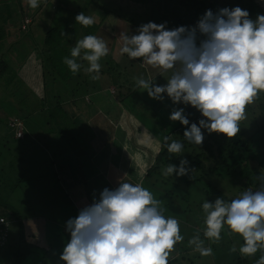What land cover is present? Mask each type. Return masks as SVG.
Here are the masks:
<instances>
[{
  "label": "clouds",
  "instance_id": "clouds-1",
  "mask_svg": "<svg viewBox=\"0 0 264 264\" xmlns=\"http://www.w3.org/2000/svg\"><path fill=\"white\" fill-rule=\"evenodd\" d=\"M35 9L40 0H26ZM75 24L88 27L93 18L79 12ZM119 52L129 60L144 65L171 70L163 85L155 78L135 77L138 89L150 99L163 101L165 96L173 105H187L202 117L190 123L184 107L173 108L168 119L187 126L183 139L200 145L202 129L208 133L233 138L245 119V108L264 92V14L249 17L239 6L223 7L215 13L207 9L194 25L167 28V22L149 21L136 29V34L120 33ZM109 49L105 40L96 35H85L62 58L73 74L82 68L77 58L87 62L83 68L89 78H99L101 58ZM163 94V95H162ZM168 153L179 154L183 144L165 136L161 143ZM188 161L180 159L177 165L163 168L164 177H181L190 171ZM261 187L246 189L238 197L213 202L204 200L203 237L193 235L188 240L192 250L201 256H211L212 248L204 240L217 242L222 229L238 235L239 248L231 246L229 253L261 255L255 264H264V176H259ZM162 201L141 184L118 182L93 193L90 204L80 208L75 217L64 224L68 239L63 243L58 260L60 264H168L174 246L182 242L180 226L173 216L163 215Z\"/></svg>",
  "mask_w": 264,
  "mask_h": 264
},
{
  "label": "trees",
  "instance_id": "trees-1",
  "mask_svg": "<svg viewBox=\"0 0 264 264\" xmlns=\"http://www.w3.org/2000/svg\"><path fill=\"white\" fill-rule=\"evenodd\" d=\"M62 1L63 0H40L39 5L43 2L42 6L40 5L41 11L43 12H39L40 7L38 6L36 10L37 12H31V15H27L32 18L25 29L26 42L24 43H26V54L28 53V50L29 54L23 58L24 61L20 64H23V66L25 64H31L33 70V74L31 75V85L33 84L37 87V91H32L26 83L22 82L20 78H17L16 70L18 67L17 65H14L13 59L10 62L11 65H8L4 56L0 58V77H2V84L4 83L2 88L3 92L6 93L5 95L7 97L14 96L17 100V106L14 105L11 108L12 112L18 115L19 119L24 117L26 120L24 122L26 128H23V132L25 134L23 139L13 138V127L11 128L7 125L9 132L12 133L14 143L20 145L24 141L27 143V141H29L28 132L32 131L31 134L33 136V134L36 133V128L39 127L33 119H35L36 116L42 115L47 119V122L52 121V124L55 126L58 122L57 125L59 126V132H57L56 137H60V135H62L61 133H64L65 131V134L67 132L69 133L68 135H64L60 138L58 147H62V145L66 146L67 139L68 143L72 145V149L75 151L79 145L82 147L88 143L90 134H88L89 132L87 133L88 135L81 134L85 133V130H82L81 132L79 130L77 132V125L79 122L78 117H72V115H76V113L70 112L67 107L69 103L79 104L81 100L84 102L83 98L86 96L85 93H89V100L92 101L94 96H98L97 92L100 90L104 91L103 86L106 85H102L100 87H95V85L91 86L89 79L85 78L84 80H81V74L79 71L73 74L69 71L67 66L62 63V58L69 56L71 45L75 44L74 40H79L89 34L100 37L99 32H101L102 28L105 27L115 31V26L118 20L124 22L129 27H135L134 22L137 15H140L143 18H148L149 21H153L154 18L156 19L155 15L157 16L158 13L161 14L163 12L164 15H159V17L161 21L164 22L166 19L171 17L172 11H174L177 7L179 14L182 8H184L185 11L190 10L191 7L196 10L195 4H198L200 7H204L205 3L203 0H82V3L80 4L83 5L82 8H80V6L77 8H70V6H63V4L59 3ZM238 1L240 2V8L242 10L246 9L250 18L257 16L261 10L255 3V0ZM47 6H51L55 9L51 14L46 12L47 15H45V9L47 10ZM140 11L142 12L139 13ZM79 12H83L86 16H91L97 12V19H94L93 24L88 27L81 26L78 23L75 24L74 17ZM195 13L196 12H193L189 15L190 18H188L187 13L183 16H179L177 14L174 22L177 25H194L195 23H193L192 18L196 16ZM183 18H187L188 20L184 21ZM3 20L7 19L4 18ZM4 23L5 22L3 21L1 26H3ZM19 30L22 32L20 27ZM2 31L3 28L1 29L0 27V36ZM38 35L41 36L39 39L41 40L40 42L38 40ZM23 41L24 40H21L19 43L23 44ZM38 49L42 50V54L39 53ZM120 61H122L120 58H112L109 56V59L104 62L106 70L100 71V74L109 78V75H114L115 71L123 70V72H125L126 70L122 67V62ZM77 62L82 64L81 69H83L86 62L79 60V58H77ZM37 63L39 64L37 66L38 68L35 66ZM130 64L126 66V68L129 67L130 69L128 70L131 71L132 75H135L134 68L137 64ZM40 68L41 72L39 70ZM141 75L146 78L143 70H141ZM108 78L106 79L108 80ZM80 81L81 83H79ZM87 86L88 88H86ZM107 87H109V85H107L106 88ZM24 88H26V92L24 91ZM121 88L126 91L124 95L122 94L120 103L123 104L124 100H129V102L125 103L132 105L131 107L134 108V111L130 112L127 111L125 106V111L129 114V117L133 116L135 119L140 120V115H149L147 118L149 124L144 123V130L146 131H144L141 135V139L143 140L141 141V144H143L144 139H148V146H150V149H148L149 151H147L148 155H146L145 159L140 163H137L138 158H125L126 155L122 158L121 163L123 169H126L127 182L132 181V184L140 183L141 186L148 189L155 198L159 197V199H162L163 197L168 200L167 204H172L174 199H178L181 202L180 206L183 207L186 215L190 212L191 197L195 200L196 197H200L197 196L198 194H196V190L200 187L199 185H201L203 181L207 185L204 183L202 185H205L208 189L214 190H216L217 187L214 184L218 181V179L228 181L235 184L234 187L236 189L234 188V191H240V193H242V190L245 191L249 188L257 190L261 187V182L258 177L264 176V92L258 94L252 103L254 104L253 106L252 104L246 106L245 113L251 114L249 122L244 120L239 122L240 130L235 137L229 139L223 134L215 132L208 133L202 129L204 139L202 143L197 146L183 139V131L187 126L180 125L178 121H170L168 119L169 113L164 109L167 108L166 105L163 103H153V107L157 106L156 108L151 109L152 107L148 106L147 110L150 111H144L143 109H146V106H143L142 108L137 106L140 104L138 98L140 89H138L136 85L135 89L132 91L130 88L125 89L126 87L122 85ZM76 91L79 92L76 93ZM134 94L135 97H132ZM130 97H132V100ZM98 98H100V96H98ZM108 103L112 105L116 102L112 100ZM80 106L84 109V106ZM176 107H184V113L190 123H195L202 118L199 112L190 106L181 105ZM163 110L166 112H163ZM57 119L58 121H56ZM72 119L75 127L74 132H76L77 135L75 133H70ZM30 122L31 124H28ZM34 123L35 129L33 130L32 125ZM122 123H124V121H122ZM47 133L49 136H45L46 139L52 135L50 131H47ZM165 136L169 137V142H171V140H177L183 144L181 153H168L165 147H161V143ZM51 151L52 153L54 152L53 148ZM150 152L153 153V155L150 156ZM51 157L52 160L49 162V164H51V172L47 174L48 178L47 176L42 175L39 171L41 168L37 167L31 160L30 166L37 169L32 170V172L39 174L35 177H30V181L38 179V183L42 182L40 183L41 185L43 183L45 184L47 179H53V183L60 182L54 172V165L58 164V167L64 168L65 160L57 161L53 158L52 154ZM28 158L29 157L26 155V160ZM18 159H21V157H18L17 160L13 159L9 162V168H12L13 174L16 175V173H18L19 179H15L17 182L15 186H19L21 184L20 182L23 180V178L19 177L22 176L19 173L20 171L16 172L15 169L14 162L19 163V165H22L23 163V161H18ZM180 159H186L188 161L187 167L190 169L188 174L181 177H176L175 174H173V177H164L162 175L163 168L169 163L177 165ZM25 163L26 162H24V164ZM144 163L150 164L143 171V176H137V174H139L138 167L142 169V167H144ZM138 164H140V166H138ZM250 164H252L251 167L249 166ZM102 174H104V172ZM239 178L243 182V189L236 185ZM140 179L141 182L139 181ZM196 186L197 188L191 189ZM229 186H231L233 190V186ZM44 188L48 189V187ZM49 188H52L51 184H49ZM160 188H163V190H159ZM189 189L190 193H188ZM208 189L207 194H209ZM54 194L56 196V193ZM22 202L23 201H21V204ZM4 207L5 209L2 212L3 214H0V217L5 218L7 229L6 239L4 241H0V264H4L6 261H11V264H26L28 258L31 257L30 255L32 250L34 248H40L34 244L37 239L33 237L30 241L28 237L26 238V218L28 217V213L26 214V209L25 211L19 212L11 205H5ZM37 216L38 215H34L32 219L37 218ZM52 223H54V221L48 220V224ZM13 226L15 227V231H12ZM50 228L54 233V226H50ZM191 232L192 235H188L185 231L180 230L183 237H187V235L190 237L197 234L194 230ZM230 235H232V239L229 238ZM201 239H204V237H201ZM210 241L211 240L205 239L204 246L208 247V244L211 245L213 248L212 253L215 250L221 251L223 258L221 260L225 261L229 259L227 264L232 263L231 259L237 261L238 264L255 263L256 258L254 255L246 256L245 259H241L242 257H238L236 253H229L228 250L231 246L236 244V247L239 248L242 241L238 235L230 233L227 228L226 230L222 229L221 239L217 241V243H220L218 246L215 244L216 242ZM2 243L4 244L2 245ZM187 243V239H185L181 244L177 243V251H180L181 249V251L188 252H184L185 255H180L182 262L186 261V264H206V260L208 261V258H205V256H201L199 253L194 251L190 253V250L187 251L188 248L180 247L182 244L186 245ZM224 254L226 256L229 255L230 257H226L225 259ZM257 254H259V256L261 255L259 251L255 255ZM181 260L172 258L168 260V264H182Z\"/></svg>",
  "mask_w": 264,
  "mask_h": 264
},
{
  "label": "rangeland",
  "instance_id": "rangeland-1",
  "mask_svg": "<svg viewBox=\"0 0 264 264\" xmlns=\"http://www.w3.org/2000/svg\"><path fill=\"white\" fill-rule=\"evenodd\" d=\"M25 1L26 0H0V27L1 29L8 27L12 31L17 33V35L13 37H7L8 39H4V40L0 39V58L4 56V58L7 60L8 65H11L10 62L13 59L14 65H17L18 67L16 70L17 78H20L22 82L26 83L29 86V88H31L32 91L34 90L37 91V87H35L33 84L31 85L32 83L31 75L33 74L31 64L30 63L28 65L25 64L24 66L23 64H20L21 62L24 61L23 58L29 54V50H28V53L26 54V43H24L26 42V40L25 38H23V36H26L25 35L26 31L22 30L20 26L21 25L20 20H21L23 13L25 16L31 15V10H26L27 7H23L24 12L23 10L21 13L19 12V9L22 8V4H24ZM203 1L205 3L204 7H200L198 4H195L196 10H194L193 7H191V9L188 11H185V9L182 8L179 14H178V7H177L174 11H172L171 17L166 19L167 28L171 29L179 25L180 26L184 25V24L177 25L174 22V19L177 16V14L179 16H183L185 13H187L188 18H190L189 15H191L193 12H196L195 13L196 16L192 18L193 23H195L198 17L201 16L204 13V11L207 9H210L215 13L218 9L223 8V7H229L230 9L234 6L240 7V2L238 0H203ZM81 3H82V0H63L61 2L63 6H71V8H77L78 6L82 8L83 5H80ZM255 3L261 9L258 14H264V0H255ZM141 12L142 11H140L139 13ZM96 13L91 15L93 20L97 19ZM9 15H10V20H8L9 18H7L9 17ZM159 15L163 16L164 13L162 12L161 14L158 13L157 16L155 15L157 20L154 18L152 22L157 23V24L162 23L163 21H161ZM11 17H12V20H11ZM255 17L251 19H255ZM4 18H6L7 20H3ZM24 20H25V17H23L22 21ZM183 20L187 21L188 19L183 18ZM3 21L5 23L3 26H1V23H3ZM8 21L9 23L7 24ZM148 21H149L148 18H143L140 15H137L135 18V22H134L135 27H132V26L129 27L128 25H126L124 22L121 21L115 26L116 27L115 31H113L112 29L108 27H105V28H102L101 32H99L100 33L99 35H102L104 40L112 39L110 41L112 42V45H113V48L108 47L109 49L108 55L101 58V60L99 61L101 62L100 71L106 70V66L103 63L109 59V56H111L112 58L115 57V58H120V60H122L120 62H122V67L126 70L125 72H123V70L115 71V74L114 75L110 74L109 78L107 76H103L99 74L98 79L92 80L89 78V74H86L83 71V69L79 70V73L81 74V80H84L85 78L89 79L91 86L95 85V87H100L102 85H106V86L109 85L110 87L109 93L107 89L108 87L106 88V86H103L105 91L97 92V95L100 96V98H98V96H94L92 98V101L96 102L95 104L98 107H101V108L104 107L103 110L109 113L110 121L114 119L115 114L118 112H115L117 109H115L114 105H111L108 102H111L112 100H114L116 102L115 104H117L118 106V104L120 103V99L122 98V94L124 95L126 91L121 88V85L125 86L126 87L125 89L130 88L131 91L134 90L135 89L134 78L139 77V75L143 76L141 75V70L143 69H146L145 70L146 73L145 71H143V73L146 74V78L144 76L143 77L145 79L155 78L154 83H156L157 85L165 84L166 80L171 75V70L169 71L162 70L160 72L159 68H153L151 66L144 65L140 62L139 59L129 60L126 55H121L119 52L121 41L118 39V37L120 33H128L129 35H133L134 33L136 34V29H137L136 27L140 26L141 24L147 23ZM19 27L22 30V32L21 31L19 32L18 30ZM40 38L41 36L38 37V40ZM21 40H24L22 42L23 44L19 43ZM40 41L41 40H39V42ZM76 41L77 40H74V42ZM72 46H74V44H72L71 47ZM38 51L39 53L42 52V50L40 49H38ZM34 56H35V53H34ZM39 62L42 64L40 60ZM129 64L130 65L137 64L136 67L134 68L135 75H132L131 71L128 70L130 69L129 67L126 68V66H128ZM38 65H39L38 63L35 64L36 67ZM86 65H87V62L84 65V67H86ZM39 70L41 72V68ZM106 78H108V80ZM79 83H81V81ZM3 86H4V83L2 84V77H0V214H3L2 212L5 209L4 207L5 205H11L15 207V209H17V211L19 212L25 211L26 209V214L28 213V217L26 218V238L28 237L31 241V239L34 237L35 239H37V241L36 243H34L33 241V243L36 244V246L40 247V248H34L32 250V253L30 255L31 257L28 258L26 264H60L58 257L62 250L63 243L66 242V240L68 239V234L65 231L63 233L61 232L62 225H59V223L48 224V220L61 222L62 224H65L68 218L73 217L72 216L73 214L72 206L69 203V201L66 199V196H65L66 193H62V191H60L59 189V185L62 184L61 180L60 182L53 183L52 181L53 179L51 180L47 179V181L45 182L46 185L44 183L41 185L40 183L42 182L38 183L39 181L38 179L37 180L33 179L31 181L29 179L30 177H35L38 175L36 174V172H32V170H37V169H34L33 167L30 166L31 160L33 161V163L36 164L37 167H40L42 169V172H41L42 175L47 176V174L51 172V167H50L51 164H49V162L52 160V157H51L52 147H50V144L52 145V143H54V141L56 140L57 134H55V125L52 124L53 123L52 121L47 122L46 121L47 119L44 118L42 115L36 116V118L33 120H35V123H37L39 127L36 128V133L33 134V136L31 134L32 131L28 132L29 142L27 141L28 143H26V141H24L21 145L14 143L13 138H16V139L24 138L25 134L23 132V128L24 127L26 128V125L24 123L26 120L24 117L19 119L18 115L12 112L11 108L14 105L17 106V100L14 96L7 97L5 95L6 93L3 92V88H2ZM88 86L86 88H88ZM24 91L26 92V88H24ZM139 91H140L139 96H138L139 102L146 103L147 100H152L147 96L146 92H143L141 89ZM77 92L79 91H76V93ZM80 94L78 95L81 96ZM88 94L89 93H85L86 96L83 98L85 102L89 100ZM132 97H135V94ZM132 97H130L131 100H132ZM155 101L157 102V104L163 103L164 105H166L167 108H164V109L168 111V113H170V111L173 108H178L176 106H181L179 104L173 105L166 96L163 101H157V100ZM125 102L126 103L129 102V100L123 101V104L124 106H126L127 111H130V112L134 111V108L131 107L132 105H128ZM166 102H169V103H166ZM149 103H151V101L146 103L147 107L146 109H143L144 111H147V112L150 111V110L149 111L147 110ZM253 105L254 104H252V106ZM71 107L72 108L67 107V109L70 112H75L76 114L81 113L80 112L81 109L78 108L77 106L71 105ZM118 109L122 110L123 109L122 105L118 106ZM126 109H124L123 111H125ZM91 111L92 109H86L85 110L86 116H89L91 114ZM166 111L163 110V112H166ZM250 115L251 114L249 113H245V119L243 120L246 122H249ZM147 118L148 117L146 116V114H144L145 123L147 122ZM35 123L32 125L33 130L35 129ZM28 124H31V122ZM139 124L142 125L143 122L140 121ZM7 125L11 128L13 127V134H14L13 138H12V133H10L7 128ZM130 128L135 131L131 132L130 140L128 139L129 141L128 140L126 141L130 142L129 145H131L132 147L133 145L135 146L136 153L138 154V156H140L141 159L144 160L146 155H148L147 154V151H149L148 149H150V146H148V139L147 140L144 139L143 144H139L138 141L140 140L138 138L141 137L142 135L141 133H143L144 130L143 131L141 130V133H140L139 130L132 128L131 125H130ZM47 131H50L52 135H50V137H47L46 139L45 136H49ZM78 131L79 130H77V132ZM88 132L89 131L87 130L85 133H81V134H87ZM134 136H137V137H134ZM141 141L143 140L141 139ZM132 142H133V145H132ZM119 143L122 145L124 144L123 141H120ZM139 146L142 147V149L139 148ZM26 155L29 157L27 160H26ZM151 155H153V153H151L150 156ZM18 157H21V159H18V161L21 160L23 161V163L22 165H19V163L14 162L15 169H16V172L20 171L19 173L22 176H19V177L23 178V180L20 182L21 184L19 186H15L17 184L15 179H19L18 173H16V175L13 174L12 168H9V162L13 159L17 160ZM113 158H114L113 156L109 158L107 164L109 163L111 167L116 168L114 165L118 166L119 161ZM24 162L26 163L24 164ZM149 164L144 163L143 164L144 167H142V169L139 168V174H137V176L138 175L143 176V173H144L143 171L145 170L147 166H149ZM251 165L252 164H250L249 166L251 167ZM72 169H73L74 177L83 176L84 180L87 182L94 181L96 179L99 180L97 176L102 175L112 185L111 186L112 189L118 186V182L114 179L113 175L111 176L112 182H110L109 175H107L106 172H104V174H101L100 172L95 171V173L93 172L91 174L90 172H87L86 169L84 168L79 169L78 166H74V165L72 166ZM118 174L122 176V179L120 180V182H127L126 181L127 175L125 173L123 174L118 173ZM81 177L80 178L78 177L79 181L81 180ZM141 179L139 180L140 182H141ZM128 182L131 183L132 181H128ZM203 183L206 184L203 181L201 185H199L200 187L197 188L196 186V187L191 188V189L197 188L196 194H198L197 196H200V197H196V200L193 197H191L190 212H188L187 215L185 214L183 207L180 206L181 202L178 199L173 200L175 207L173 203L167 204L168 200H166L165 198L162 197V199H160L162 201V207L164 209L163 215L165 217L173 216L175 219H177V221L180 223V230L185 231L188 235L189 234L192 235L191 231L194 230L195 233L203 237L204 214L201 210V203L204 200L208 202H213L217 197H221L225 200H230L232 198L238 197L241 194L240 191L239 192L234 191L235 184L228 182V181H222L218 179V181L215 182L214 184L217 186L216 190L206 188L205 185H202ZM49 184H51L52 186L51 189L49 188ZM229 185L233 186V190H232V187ZM236 185H238L242 189L244 187L243 182L241 181L240 178L238 179ZM44 187H48V189H45ZM163 188H160L159 190H163ZM207 189H208L209 194H207ZM188 191H189L188 193H190V189ZM54 193H56V196ZM156 198L159 199V197H156ZM21 201H23L22 204H21ZM58 202H61L62 205H59ZM60 209L61 211L59 212ZM34 215H38V216L37 218L32 219ZM50 226L51 227L54 226L53 234L55 236L56 241L53 244H50V241L52 239V237H49L50 233L49 235L46 233L47 229ZM224 230H226V227ZM12 231H15L14 226L12 228ZM188 235L187 237H184L183 241L185 239L189 240L192 237V236L188 237ZM229 238L232 239V235H230ZM182 242H179V243L181 244ZM215 244H217L218 246L220 243L216 242ZM234 246H237V245L235 244ZM180 247L188 248L187 251L190 250V253L193 251L192 247L189 246L188 243L186 245L182 244ZM208 247H211V245L208 244ZM180 251H177V244H176L173 250L169 254V259L177 258L178 260H181L180 255L184 254V252L186 251H181L182 253ZM236 255H238V257H242L238 253V251ZM254 256L257 259L259 257V254L254 255ZM226 257L229 258L230 256L229 255L226 256L224 254L225 259ZM205 258H208V261L206 260V264H227V261L229 260V259L225 261L221 260L223 258H222V253L219 250L218 251L215 250L211 256H205ZM243 258L245 259L246 256L242 257L241 259ZM231 260H232L231 264H238L237 261H234V259H231ZM10 262L11 261H6L4 264H11ZM182 264H186V261L182 262Z\"/></svg>",
  "mask_w": 264,
  "mask_h": 264
},
{
  "label": "crops",
  "instance_id": "crops-1",
  "mask_svg": "<svg viewBox=\"0 0 264 264\" xmlns=\"http://www.w3.org/2000/svg\"><path fill=\"white\" fill-rule=\"evenodd\" d=\"M42 3L40 4L41 6H42ZM59 3H61V2H59ZM40 5H39V7H40ZM23 7H27L26 10H31V12H35L37 10V8H35V9L30 8L28 6V4L26 3V1L24 4H22V8ZM22 8L19 9L20 13L22 12V10L24 12V8L23 9ZM70 8H71V6H70ZM54 9L55 8H52L51 6H47V10L45 9V15H47L46 12L51 14L54 11ZM39 12H43V11H41V7L39 9ZM23 17L29 18L30 20H32L31 17H28L27 15L25 16L23 13L21 20H20L21 22H22ZM7 18H9L8 20H10V15ZM11 20H12V17H11ZM120 22L121 21L118 20L117 24ZM8 23H9V21L7 22V24ZM19 32H20V30H19ZM15 35H17V33L12 31L10 28L6 27V28H3L0 39H2V40L8 39L7 37H13ZM100 37L103 38L102 35H100ZM23 38H25V40H26V36H23ZM105 43H106L107 47L113 48L112 42L110 40H105ZM103 64H105V63H103ZM145 70L146 69H143V71H145ZM159 71L161 72L162 70L159 69ZM145 73H146V71H145ZM144 75H146V74H144ZM109 88L110 87H108V93L110 91ZM100 91H102V90H100ZM83 101L84 102H82V100H81V102L79 104L69 103L68 107L72 108L71 105H74V106H77L78 108L81 109V111H80L81 113L76 114L77 116L72 115V117H74V118L78 117L79 122H78L77 127H78V130H80V132L82 130H85V131L88 130L89 131L90 137L88 138V140H89L88 143H86V145L85 146L83 145L82 147H80V145H79L76 148V150L74 151L72 149V145H70L68 143V140L66 139L67 145L66 146L62 145V147H58L59 143H60V138L64 135L69 134L68 132L65 134V132H66L65 131L64 133H61L62 135H60V137H56V140L54 141V143H52V145L50 144V147H52L54 150V152H53L54 154L52 153L53 158H55L57 161L58 160H65V162H64L65 165L63 164L64 168L58 167V164L54 165V172H55L57 178H59V181L61 180V182H62V184L59 185V187L63 193H66L65 194L66 199L69 201V203L72 206V211H73L72 216L73 217H75L77 215V212L80 208L91 203L93 193L98 194L99 191L105 187L112 189V187H111L112 185L102 175L97 176V178L99 180L96 179L94 181H89V182L85 181L83 176L82 177L81 176L74 177V173H73V169H72L73 165L78 166L79 169L84 168L87 170V172H90L91 174L93 172L95 173V171H98L101 174L103 172H106V174L109 175L110 182H112L111 181L112 175H113L114 179L117 182H119V180L122 179V176L119 175L118 173L127 174L126 169H123L122 163H121L122 158L125 157L124 155H126L125 158H136V159L138 158L137 163H140L143 160L136 153V150H135L136 148L133 145V142H132V145H133V147H132L131 145L129 146L130 142H128V141L130 140L131 132L135 131V130L130 128V125L132 128L139 130L140 133H141V130L143 131L145 129L144 115H140L141 113L139 114L140 120L135 119L133 116L129 117V114L126 113V111H123L125 109V106H123L122 103L118 104V106L122 105V107H123L122 110H119L117 104L113 103L112 105H114L115 109H117L115 112H118V113H116L114 119L112 121H110L109 113L107 111L103 110L104 107L103 108L98 107L95 104L96 102H93L91 100H87V102H85V100H83ZM150 101H151V103H149L148 106L152 107L151 109L156 108L157 106L153 107V103L157 104V102L152 99V100H147L146 103H148ZM146 103L140 102V104H138L137 106L139 108H142L143 106H146ZM104 104H105V102H104ZM80 105L84 106L85 110L86 109H92L91 114L89 116H86L85 110ZM124 116H126V117H124ZM56 121H58V119ZM122 121H124V123H122ZM125 121H127V122H125ZM140 121L143 122L142 125L139 124ZM57 123L55 126V134H57V132H59L58 131L59 126L57 125ZM146 123L149 124L148 120ZM142 126H144V127H142ZM70 129H71V131H70L71 134L72 133L76 134V132H74L75 127H74L73 119L71 120V128ZM144 131H146V130H144ZM134 137H137V136H134ZM138 139L140 140L139 144H141L142 143L141 137H139ZM126 140H128V141H126ZM120 141H123L124 144L123 145L120 144L119 143ZM127 145L130 147V149ZM139 148L142 149V147H140V146H139ZM62 155H63V157H62ZM112 156L119 161L118 166L114 165L116 168L111 167L109 165V163L107 164L108 159L111 158ZM120 156H121V159H120ZM138 166H140V164H138ZM138 169H139V167H138ZM39 171L42 172V169ZM78 177L79 178L81 177L80 181H79ZM58 203H59V205H62L61 202H58ZM60 211H61V209L59 210V212ZM55 222L56 221H54V223ZM59 225H62L61 226V232L63 233L65 231L64 227H63L64 224L59 222ZM46 233L47 234L50 233L49 237H52L50 244H53L56 241V239H55V236L53 234L52 229L49 227L47 229ZM61 235H63V234H61Z\"/></svg>",
  "mask_w": 264,
  "mask_h": 264
},
{
  "label": "built area",
  "instance_id": "built-area-1",
  "mask_svg": "<svg viewBox=\"0 0 264 264\" xmlns=\"http://www.w3.org/2000/svg\"><path fill=\"white\" fill-rule=\"evenodd\" d=\"M28 19L29 18H25V20L21 22L20 26L22 30H25L27 24L30 23V19L29 20ZM6 229H7V223H6L5 218L0 217V241H4L6 239ZM3 244L4 243H2V245Z\"/></svg>",
  "mask_w": 264,
  "mask_h": 264
}]
</instances>
